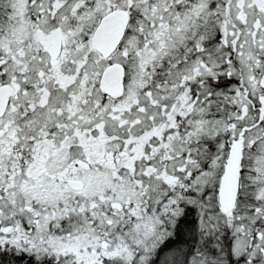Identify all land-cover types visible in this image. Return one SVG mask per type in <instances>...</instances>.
<instances>
[{"label": "snow or ice", "instance_id": "6c2138e0", "mask_svg": "<svg viewBox=\"0 0 264 264\" xmlns=\"http://www.w3.org/2000/svg\"><path fill=\"white\" fill-rule=\"evenodd\" d=\"M0 264H264V0H0Z\"/></svg>", "mask_w": 264, "mask_h": 264}]
</instances>
